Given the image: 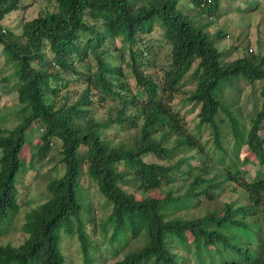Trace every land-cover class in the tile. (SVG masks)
<instances>
[{
    "label": "trees",
    "instance_id": "1",
    "mask_svg": "<svg viewBox=\"0 0 264 264\" xmlns=\"http://www.w3.org/2000/svg\"><path fill=\"white\" fill-rule=\"evenodd\" d=\"M22 1L0 0V51L3 65L17 78L18 120L0 129V233L19 209L17 184L26 172L21 155L31 125H40V144L30 152L27 166L57 145L62 173L45 184L46 200L24 214V240L18 246L0 245V264H67L59 245L63 235H75L83 264H92L97 247L83 231L81 174L110 206L101 229H109L107 245L115 254L125 249L113 264H264V174L256 171L242 179L238 167L229 163L219 181L204 178L209 162L169 108L195 64L188 101L198 107L197 128L211 130L215 163L228 158L218 128L226 120L231 156L236 158L245 146L263 164L264 142L258 133L264 128V50L221 61L215 45L222 34L209 35V22L203 21L215 13L219 0H189L192 15L177 8L180 0H54L53 12L23 22L15 34L2 21ZM154 25L169 48L159 80L142 71L155 66L148 59L152 47L137 46ZM116 39L120 46L110 48ZM124 57L133 90L119 79L118 61ZM62 73L75 76L82 86L73 101L66 93L58 95L69 84ZM238 80L260 84L259 106L247 130L235 105L222 100V92ZM106 101L117 106L104 120L94 119L93 106ZM109 129L132 133L114 143ZM147 154L166 161L146 163L142 156ZM224 183L242 201L198 216L175 215L196 206L200 197L211 201Z\"/></svg>",
    "mask_w": 264,
    "mask_h": 264
},
{
    "label": "rangeland",
    "instance_id": "2",
    "mask_svg": "<svg viewBox=\"0 0 264 264\" xmlns=\"http://www.w3.org/2000/svg\"><path fill=\"white\" fill-rule=\"evenodd\" d=\"M185 14L192 15L193 7L189 0H180L178 5ZM55 10L54 0H23L20 8L6 16L2 21V25L18 34L20 26L23 22L29 21L40 13L53 12ZM203 17V16H202ZM208 23L206 31L209 35H215L220 32L222 37L216 41V48L222 52L221 61L231 62L237 58L247 54H262L264 50V0H219L215 13L210 18L203 20ZM143 45L151 46L152 50L149 53L148 59L154 63V67H143L144 74L150 75L153 79L159 80L163 69L168 63V46L161 39V30L156 25L152 26L150 33L145 34L141 44L137 46L142 49ZM120 46L119 40H114L110 48ZM1 50V48H0ZM117 55V51H114ZM121 75L119 79L126 82L130 90L134 89V79L128 68L127 57L120 63L118 61ZM195 64L192 65L186 76L183 77L178 91L174 94L169 108L176 113L180 118L181 129L184 133L195 138L196 145L201 148V156L209 162L208 173L202 175L204 178H211L215 182L221 179L220 174L225 170V166L229 167L233 164L238 167L242 179L252 177L256 171L264 174L263 164H257L253 155L246 150L245 146H240L236 152V158L231 156L232 138L227 125V121L218 123L221 145L227 155V159L221 163H215L217 159L214 155V147L212 143V133L208 127L197 128L196 114L198 107L188 101V96L194 88L192 80L189 78ZM94 70V68H92ZM69 84L63 89H60L58 95L66 93L69 101H73L78 96L82 89L79 83H76V77L67 73H62ZM65 80V79H64ZM17 78L13 70L3 65V57L0 51V129H9L17 123L16 112V94L15 83ZM260 84L254 82L249 85L243 80L233 82L231 88H227L222 92V100L225 104L235 105V115L243 125V129L249 127V120L254 114V110L259 106L258 91ZM92 91L91 94H94ZM95 97L92 96V99ZM116 105L115 102L106 101L93 106V117L96 120H104L107 117V112H112ZM129 113V112H127ZM223 116L222 114L220 115ZM224 118V117H222ZM138 116L137 122H140ZM109 135L115 143L117 140H126L132 133L115 132L114 129H109ZM40 125L33 124L25 134V141L28 144L23 150L21 161L25 166L26 172L21 175L18 181V212L10 218L0 233V245L18 246L25 238L21 231L24 214L44 202L47 198L45 192V184L48 179L59 177L62 173V167L58 162L57 145L52 147L50 151L42 158L34 159L32 166H27L30 152H34L40 144ZM260 138L264 142V128L259 131ZM264 150V143H263ZM182 155V154H181ZM178 155L177 157H181ZM264 156V153H263ZM177 157L172 158L175 160ZM146 163L163 164L166 160L157 159L147 154L142 156ZM230 161V162H229ZM192 163V161H191ZM120 168V167H119ZM79 192L81 203L85 211H83L81 219L83 223V231L88 237L91 245L97 247L96 253L92 256V264H113L120 260L125 249L117 254L112 251L108 244L109 229H101L100 224H103L109 214L110 206L107 205L103 198L98 194L96 188L91 185L86 177L81 174L79 179ZM199 203L196 206H190L184 210L177 212L176 216L191 217L198 216L205 212V209H219L223 203L231 201H242L238 195L232 191L229 183H224L219 190L214 193L213 199L209 202L200 197ZM90 221L94 222V227ZM60 250L67 264H83L79 245L75 235L71 237L63 235L59 242Z\"/></svg>",
    "mask_w": 264,
    "mask_h": 264
},
{
    "label": "built area",
    "instance_id": "3",
    "mask_svg": "<svg viewBox=\"0 0 264 264\" xmlns=\"http://www.w3.org/2000/svg\"><path fill=\"white\" fill-rule=\"evenodd\" d=\"M204 1H206V2H210L211 0H204Z\"/></svg>",
    "mask_w": 264,
    "mask_h": 264
}]
</instances>
